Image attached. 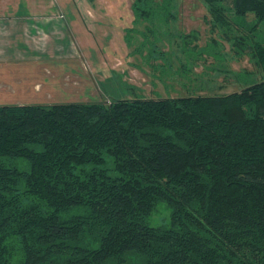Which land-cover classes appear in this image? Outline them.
<instances>
[{
  "label": "trees",
  "instance_id": "obj_1",
  "mask_svg": "<svg viewBox=\"0 0 264 264\" xmlns=\"http://www.w3.org/2000/svg\"><path fill=\"white\" fill-rule=\"evenodd\" d=\"M203 1L252 34L231 39L257 68L240 92L0 107V264H264V0Z\"/></svg>",
  "mask_w": 264,
  "mask_h": 264
},
{
  "label": "rangeland",
  "instance_id": "obj_2",
  "mask_svg": "<svg viewBox=\"0 0 264 264\" xmlns=\"http://www.w3.org/2000/svg\"><path fill=\"white\" fill-rule=\"evenodd\" d=\"M73 1L79 7L78 14L84 18L88 14L92 16V12L86 11L88 6L92 11L96 8L94 14L99 16L84 25L85 33L90 31L85 40L91 53L98 55V60L93 61L91 67L94 84L91 83L87 92L89 99L85 94L83 102L101 101L102 98L156 100L195 95L223 96L244 89L245 85L238 81L237 75L246 72L256 75L257 68L250 56L247 53L239 55L231 40L239 33L252 35L244 27L232 24L233 20L242 22L243 19L236 18L231 8L226 11L233 27L228 36L222 29L212 28L213 16L203 0H171L176 7L172 13L177 15L175 20L164 12L154 13L151 19L138 18L142 13L135 9V0ZM152 1L162 3L164 0ZM246 19L255 21L253 14H248ZM256 33L264 40V23L259 25ZM186 36L196 38H187L191 40L186 47L188 53L203 49L213 40L217 44L202 57L182 54L181 40ZM80 39L83 44L85 40ZM194 48L197 50L192 52ZM98 61L101 66L94 65ZM187 68H190L188 72ZM170 214V209L161 204L149 224L154 227L168 225Z\"/></svg>",
  "mask_w": 264,
  "mask_h": 264
},
{
  "label": "crops",
  "instance_id": "obj_3",
  "mask_svg": "<svg viewBox=\"0 0 264 264\" xmlns=\"http://www.w3.org/2000/svg\"><path fill=\"white\" fill-rule=\"evenodd\" d=\"M89 7L84 18L73 0H0V107L88 103L98 55L84 25L99 18Z\"/></svg>",
  "mask_w": 264,
  "mask_h": 264
}]
</instances>
